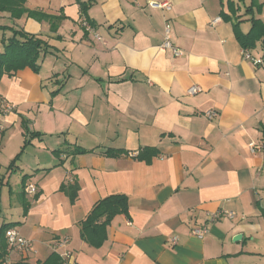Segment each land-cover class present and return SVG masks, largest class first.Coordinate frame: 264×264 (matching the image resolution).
<instances>
[{
	"label": "crops",
	"instance_id": "0c3cea01",
	"mask_svg": "<svg viewBox=\"0 0 264 264\" xmlns=\"http://www.w3.org/2000/svg\"><path fill=\"white\" fill-rule=\"evenodd\" d=\"M24 7L45 17L0 12V25L50 48L38 72L24 67L0 78V96L13 105L0 121V225L11 224L35 249L24 257L7 246V264H39L61 236L76 264H264V37L244 48L234 31L235 24L248 33L252 19L264 24V0ZM166 25L177 56L161 47ZM0 31V39L12 34ZM192 85L201 91L189 94ZM251 141L262 150L250 152ZM74 147L85 151L72 154ZM111 194L126 195L128 212L114 215L93 246L81 223ZM218 208L235 217L208 223L201 239L192 235Z\"/></svg>",
	"mask_w": 264,
	"mask_h": 264
},
{
	"label": "trees",
	"instance_id": "16d2710c",
	"mask_svg": "<svg viewBox=\"0 0 264 264\" xmlns=\"http://www.w3.org/2000/svg\"><path fill=\"white\" fill-rule=\"evenodd\" d=\"M25 2L26 0H0V12H8L9 17L12 19L20 18L25 12L27 13V16L34 19H41L45 17V15L37 11H27L24 7ZM78 4L80 12L82 14H86L87 4L80 3L79 1ZM223 17L224 19L228 18L224 15ZM251 24L252 26L248 33H242L237 28V25L234 24L236 38L244 48L252 46L255 40L264 37V24L257 19H252ZM0 28L3 30L8 28L12 33L11 36L7 37L6 39L4 37L0 39L1 43L3 44L2 50L0 51V78L4 74L8 76L13 75L17 70L24 67H29L34 72H38L40 68L38 59L42 54L48 52L50 45L37 35L27 33L23 29H15L5 25H0ZM51 30H55L53 25L51 26ZM24 126L26 128L25 134L30 133L26 127L25 121ZM26 143L27 141L24 142V144ZM77 148L78 147H74L71 153L75 154L77 151H85L81 149L79 150ZM146 148V150L152 151L149 153V155L155 154L153 148ZM121 152L123 151L118 149H108L105 151V154L117 155ZM136 157L142 158L143 156L140 152H138ZM148 160L149 158L147 157L146 161ZM25 178L26 175L23 176V180ZM127 212L128 203L127 197L124 194H111L96 201L87 214L86 218L81 223V237L89 244L93 246H99L105 237V227L109 223L110 219L116 214H127ZM9 227H11V224L0 225V264L7 255L5 231ZM17 264L29 263L20 261ZM39 264H60V257L56 252H51L49 256Z\"/></svg>",
	"mask_w": 264,
	"mask_h": 264
},
{
	"label": "built area",
	"instance_id": "2783aa9c",
	"mask_svg": "<svg viewBox=\"0 0 264 264\" xmlns=\"http://www.w3.org/2000/svg\"><path fill=\"white\" fill-rule=\"evenodd\" d=\"M149 4L151 6H157L166 9H170L171 7V4L168 1H160V2L151 1L149 2ZM80 21L82 26H84L86 29L88 30L91 29V26L84 15L81 16ZM97 37L99 38V36ZM161 47L170 50L171 54L174 56H177L179 54L178 49L175 46H173V44L170 41V31L168 25L165 26V36L161 44ZM242 55L244 58L250 59L254 64L262 63L261 60L253 58L250 55V52L247 50H243ZM200 91L201 88L197 85H192L187 90L189 94H196ZM12 110H13V105L10 102H8L4 97L0 96V121L4 115H6ZM205 114L208 118H211L216 115V111L211 109L206 111ZM2 129L3 126L1 125L0 122V131H2ZM248 148L250 152L254 153L256 151H261L263 145L251 141L248 143ZM25 190L30 193V192H35L36 189L34 185L28 184L25 186ZM221 217L233 218L235 217V213L234 211L228 209L218 208L215 211L207 214L206 222L203 225H193L191 227V234L199 239L203 238L209 232L208 223H212ZM5 238L9 251L18 252L20 255L24 257H27L29 254L35 252L32 240L23 237L16 229L12 227L6 229ZM173 241H175V238L173 239ZM67 243H68V237L61 236L53 241L52 247L54 248V252H56L60 257V264H76L73 257V251L66 246ZM3 264H7V257L3 260Z\"/></svg>",
	"mask_w": 264,
	"mask_h": 264
},
{
	"label": "rangeland",
	"instance_id": "374dc122",
	"mask_svg": "<svg viewBox=\"0 0 264 264\" xmlns=\"http://www.w3.org/2000/svg\"><path fill=\"white\" fill-rule=\"evenodd\" d=\"M56 30V29H55ZM55 30H54V32H55ZM0 36H1V31H0ZM57 37H59V35H57ZM63 57H65V56H63ZM61 65V62H58L57 64H56V66H57V68L59 67ZM63 68H65V66L63 67ZM45 69V68H44ZM19 186H20V183H19V185H18V189H19ZM17 188V187H16Z\"/></svg>",
	"mask_w": 264,
	"mask_h": 264
}]
</instances>
